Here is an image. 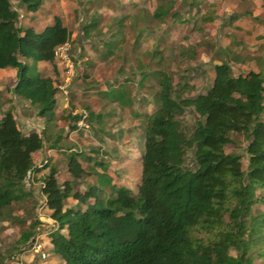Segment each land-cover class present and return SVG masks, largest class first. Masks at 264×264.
<instances>
[{
	"label": "trees",
	"instance_id": "16d2710c",
	"mask_svg": "<svg viewBox=\"0 0 264 264\" xmlns=\"http://www.w3.org/2000/svg\"><path fill=\"white\" fill-rule=\"evenodd\" d=\"M11 1L0 0V69H14L8 90L34 108L42 127L39 132L29 130L23 134L12 109L1 111L0 220L9 205L33 196L24 186V180L31 179L39 182V194L54 224L47 232L49 252L62 264L264 261V212L259 210L264 206V55L259 58L258 69L246 68L235 74L224 60L212 64L207 87L185 95L193 90L186 76L172 81L165 70H146L145 64H138V53L142 54L136 51L138 42L152 32L145 24L144 7L120 14L107 23L108 28L113 23L115 29H109L111 32L101 41L103 49L98 57L106 60L122 48L126 17L132 23L142 18L132 35L131 53L141 75L139 85L143 86L146 78L156 85L150 99L153 107L141 120L143 142L137 191L133 195L127 187L112 183L105 165L100 171L93 170V158L75 149L64 151L70 178L59 182L49 156L41 159L40 166L33 160L34 152L44 143L49 149L62 148L61 136L54 130L56 98L61 92L53 78L41 75L39 64L54 62L55 46L69 40L70 32L57 15L39 31L32 25L21 26L19 8L35 13L43 0ZM199 1L186 0V5L197 6ZM173 3L156 0L151 18L160 20L171 13L176 21L184 23L186 18L172 10ZM213 14L210 5L201 20L210 22ZM96 27L97 19L92 17L82 31L89 33ZM156 47L152 40L150 50L144 53L150 60L157 58L155 65H159L161 56ZM183 51L179 53L183 55ZM193 54L191 47L186 57L190 59ZM52 73H58L54 66ZM100 94L119 104L126 100L122 85L107 84ZM85 110L87 125L102 123L103 113L87 106ZM187 110L195 116H190V121L185 118ZM65 116L70 121L68 129L74 130L80 113ZM236 134L244 141L241 153L225 151V145H235L232 136ZM188 152L190 164L186 162ZM80 159L92 164L90 172L84 171ZM90 174H95V182L88 183L82 193L73 189V181ZM68 197L74 204L65 206ZM33 235L31 223L17 242L31 244ZM2 260L0 257V264H4Z\"/></svg>",
	"mask_w": 264,
	"mask_h": 264
},
{
	"label": "rangeland",
	"instance_id": "374dc122",
	"mask_svg": "<svg viewBox=\"0 0 264 264\" xmlns=\"http://www.w3.org/2000/svg\"><path fill=\"white\" fill-rule=\"evenodd\" d=\"M173 1L172 10L186 18L184 23L176 21L171 13L160 20L151 18L156 0H43L36 13L19 8L23 14L21 18L19 12L21 26L32 25L35 31H39L51 24L53 16L57 15L74 32L73 39L69 41L73 76L67 83V93L61 92L56 98L54 130L61 136L62 148L49 149L44 143L41 150L34 152L36 166H40L41 159L49 156L51 164L57 168L56 178L61 182L70 178L65 167L64 151L80 150L93 158V170L100 171V166L105 165L112 183L127 187L133 195L136 193L143 142L141 120L143 114L153 107L150 99L156 87L154 80L148 78L143 81V86L139 85L141 75L131 53L132 35L135 26H141L142 18L132 23L126 17L122 28V48L116 49L106 60H101L98 54L103 49L101 41L115 29L113 23L111 28L107 27V23L120 14L136 11L138 6L146 10L145 24L152 29L151 35L138 42L136 51L142 52L138 53V64H145L146 70L163 69L169 73L172 81H176L180 75L186 76L193 90L186 91L185 95L203 91L212 77L211 65L222 60L229 64L234 74L246 68L258 69L261 63L259 58L264 51V0H200L197 6H187L186 0ZM11 3L15 4V1ZM210 5L214 9L213 18L210 22H203L201 16L208 12ZM235 15L240 17L231 19ZM92 17L97 19V27L83 33V25ZM147 18L150 20L148 23ZM77 34L80 41L76 43L74 37ZM152 40L157 43L156 48L161 56L159 65H155L157 58L150 60L144 53L150 50ZM191 47L194 54L189 59L186 55ZM181 49L184 50L183 55L179 53ZM53 63L58 72L53 75V80L59 85L64 80L65 69L57 59ZM8 69L14 74L13 68L0 69V115L2 110L10 107L13 112L15 110L16 126L23 134L29 130L39 132L42 119L36 116L34 108L8 90L14 78L12 74L8 75ZM107 84L123 86L126 99L123 104L101 97L100 92L107 89ZM86 106L93 112L104 114L100 125L95 122L87 125L84 121ZM67 113L82 115V120L79 123L76 121L74 130L68 129L70 121L66 119ZM190 116L195 117L187 110V121H190ZM232 138L235 145H225V151L241 153L240 146L244 144L242 137L236 134ZM79 161L84 171L90 172L92 164L81 159ZM186 162L192 163L190 152L187 153ZM43 172L45 170L36 176ZM93 182L95 174H90L73 181L72 187L82 193L86 185ZM24 186L33 196L9 205L0 220V257L4 264H16L19 253L24 251L27 264H50L51 261L62 264L60 258L51 256L49 252L47 232L54 224L39 194V182L25 179ZM104 190L106 192L107 188L104 187ZM72 204L74 200L70 197L63 203L65 206ZM259 210L264 212V206H260ZM31 223L34 230L31 244L28 241L19 244L17 240L21 232L27 230ZM34 241L41 245L44 257L33 252ZM252 264H264V261L255 259Z\"/></svg>",
	"mask_w": 264,
	"mask_h": 264
},
{
	"label": "built area",
	"instance_id": "2783aa9c",
	"mask_svg": "<svg viewBox=\"0 0 264 264\" xmlns=\"http://www.w3.org/2000/svg\"><path fill=\"white\" fill-rule=\"evenodd\" d=\"M69 50H70V43L69 40H65L62 43L55 46L53 50V57L54 59H57L61 64L64 66L65 69V76L64 80L61 84L57 85V88L60 90V92L66 94L67 93V83L71 80L73 76V64L69 56ZM82 120V115L80 116V119L77 121L79 123ZM32 250L33 252L37 253L39 257H44L45 254L42 251V247L39 243H36L35 241L32 243Z\"/></svg>",
	"mask_w": 264,
	"mask_h": 264
},
{
	"label": "crops",
	"instance_id": "0c3cea01",
	"mask_svg": "<svg viewBox=\"0 0 264 264\" xmlns=\"http://www.w3.org/2000/svg\"><path fill=\"white\" fill-rule=\"evenodd\" d=\"M36 13V12H35ZM66 28L69 30V32H70V35H69V40H72L73 38V35H74V32L72 31V29H71V31H70V29L66 26ZM74 41L77 43V42H79L80 40H79V36H78V34L77 35H75V37H74ZM262 54L264 55V51L262 52ZM262 55V56H263ZM53 64L54 63H51V62H41L40 64H39V67H40V73H41V75L42 76H50L51 78H53V73H52V66H53ZM7 72H8V75H10V74H12V71H11V69L9 70H6ZM13 75V77H14V74H12ZM14 79V78H13ZM11 80V79H10ZM10 80H8V81H10ZM71 85V84H70ZM14 112H15V110H14ZM23 256V257H22ZM17 262H16V264H27V260L25 259V254H24V251H22V252H20L19 253V257H17ZM24 261V262H23ZM50 264H53V262L51 261L50 262Z\"/></svg>",
	"mask_w": 264,
	"mask_h": 264
}]
</instances>
